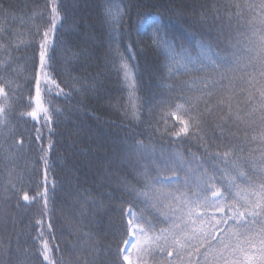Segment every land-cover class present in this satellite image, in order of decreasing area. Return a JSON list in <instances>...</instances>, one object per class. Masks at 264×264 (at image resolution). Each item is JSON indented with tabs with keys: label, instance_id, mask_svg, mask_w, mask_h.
<instances>
[{
	"label": "trees",
	"instance_id": "trees-1",
	"mask_svg": "<svg viewBox=\"0 0 264 264\" xmlns=\"http://www.w3.org/2000/svg\"><path fill=\"white\" fill-rule=\"evenodd\" d=\"M261 2L111 0L109 7L112 15L105 21L99 8L105 0H61L65 21L63 14L56 16V31L52 29L51 9L59 0H0V66L7 59L3 55L7 48L19 61L14 64L10 77L12 88L14 91L23 89V104L30 105L20 107L15 114L17 121H27L19 126V131L15 124L10 130L0 125V264H8L9 259L13 264H27L24 255L31 259L45 241L52 250L49 254L53 261L62 256L67 260L69 257L65 255V249L77 243L79 235L85 237L79 241L81 246H90L86 235L90 230L93 237L91 243L96 245L97 255L106 264H111L117 247L126 246L120 242L116 232L121 220L119 201H128L123 205L125 213L129 210L134 214L144 211L149 219L152 218L149 213L155 214V210L142 198L130 195L133 188L137 192L143 191V172L149 166L152 154L125 159L115 156L119 149L122 150L121 141L126 131L130 130L131 115L125 118V112L131 114L133 105L136 106L135 111L146 121L139 129L144 135L137 138L155 148L154 155L159 156L161 146L167 149L168 141L176 139L170 135V130H180L181 125L174 117L188 119L184 114L187 106H161L158 100L160 93L167 92L169 86L178 88L181 83L191 84L197 78L195 73H187L185 66L188 69L199 68L207 55H227L232 59L230 67L235 69L228 75L235 77L233 83L238 86L237 94L246 95L240 91L241 78L247 81L255 75L258 79V51L261 33L264 32L258 7ZM237 5L242 6L239 13ZM248 5L257 7L250 8ZM125 6H130L128 11ZM184 7L195 9L197 15L210 9L207 24L203 28L198 25L190 27L192 15L184 13L181 16L174 11ZM157 29L161 34L167 33L173 46L171 50L156 46ZM45 31L49 32L48 46L54 47V59L55 45H63V51L58 50L57 53L62 75L51 71L47 61L43 69L38 67L39 45L43 43ZM33 48L36 49V71L39 73L41 92V110L35 121L27 115L36 103L35 72L31 62ZM81 53L84 55L81 56ZM169 70L175 74L174 80L169 79ZM215 78L219 80L220 76L216 74ZM73 79L80 80L93 91L86 95L73 94L70 98L57 95V84L66 94L79 91L80 83L71 88L67 86ZM29 81L31 87H28ZM227 83L225 80L224 85L227 86ZM139 86L141 91L137 90ZM96 88H99V93L94 90ZM13 98L19 102V97ZM8 104L10 101L0 95V107ZM54 109L65 112L60 121L53 116ZM68 114H71V124H80L81 127H69ZM45 115L52 119L46 121ZM36 129L40 130V139H37ZM246 129L247 125H242L237 132L244 149L240 159L258 182L264 170V164L260 163L264 158L258 139L260 132ZM154 130L156 135L150 140ZM233 131H237L235 126ZM162 134L167 137L163 142L159 140ZM191 144L190 151L196 153L199 161V145L195 139ZM171 147L181 154L189 150L187 146L177 144ZM45 154L49 161L47 169L43 159ZM105 174L108 180L103 179ZM116 176L121 177L120 184L115 183ZM10 179L20 194L27 192L30 199L26 210L16 208L13 201L8 215L10 210L4 203L3 192ZM124 182H127L128 188L122 186ZM89 192L92 197L81 199ZM93 197L101 207H90ZM127 218L125 215L124 219ZM5 220L8 222L5 223ZM88 220L92 224L85 226ZM146 259L151 264L150 258Z\"/></svg>",
	"mask_w": 264,
	"mask_h": 264
},
{
	"label": "snow or ice",
	"instance_id": "snow-or-ice-1",
	"mask_svg": "<svg viewBox=\"0 0 264 264\" xmlns=\"http://www.w3.org/2000/svg\"><path fill=\"white\" fill-rule=\"evenodd\" d=\"M110 4L111 0H105V3L99 5L101 16L105 21L112 15ZM60 5L61 0L51 9L52 29L56 31L58 29L56 16L63 14V21H65V14ZM129 7L125 6V10L128 11ZM201 7L204 6L201 5ZM248 7L255 8L257 5H248ZM258 7L262 23H264V0ZM241 8L240 5L236 6L237 13L241 11ZM174 11L179 12L181 16L184 13H190L192 15L190 27L198 25L201 28L207 24L211 14L209 9L197 15L195 9L190 10L187 7L174 9ZM48 35V31L43 33L44 40L39 45L38 67L43 69L47 61V67L51 71L62 75L57 53L58 50L63 51V45H55L54 59L52 55L54 47L48 46ZM155 44L163 50H171L173 47L167 38V33L161 34L159 29H157ZM3 55L7 59L0 66V95H3L6 101H10V104L0 107V125L10 130L15 124L19 131V126L26 124L27 121H17L15 114L20 111V107L30 105L23 104V89L14 91L10 82L13 66L19 61L15 55L9 53L7 48L4 49ZM213 56L216 58L213 59ZM36 60V49L33 48L31 62L35 72L36 103L27 115L34 121L41 110L40 80L39 73L36 71ZM231 62L232 59L227 55L216 53L207 55L206 60L200 62L201 67L188 69L185 66L187 73L190 75L195 73L197 77L191 81V84L184 82L178 88L169 86L167 92L160 93L158 100L161 106L164 104L170 107L187 106L184 114L188 116V119L174 117L181 125L180 130L179 132L170 130V135L175 136L176 139L168 141L167 149L161 146L159 156L154 155L155 148H150L142 139L137 138L144 135L139 129L143 128L146 121L137 114L136 106L133 105L131 114L125 112V118L131 115L130 130L126 131L121 141L122 150L119 149L115 156L125 159L135 155L143 158L152 154L151 160L148 161L149 166L143 172V182L137 181L141 183L143 191L137 192L133 188L130 195L134 194L142 198L146 205H150L155 210V214L149 213L148 215L152 217L149 219L144 211L134 214L129 210L125 213L123 205L128 201H119L121 220L116 227V232L118 239L126 247H117L111 264H121V261L122 264H132L129 249L137 248L142 254L138 257V264H149V259L146 257L150 258L151 264H264V170L258 182L255 181L253 173L246 170V163L240 159L244 149L241 148L240 140L237 138V132L242 125H247V131H259L258 139L261 151L264 153V32L261 33L258 51V79L255 75L247 81L241 78L240 91L246 95L237 94L238 86L233 83L235 77L230 78L228 75L230 72H235V69L230 67ZM253 67L255 68L256 65ZM201 73L205 75L201 76ZM216 74L220 76L219 80L215 78ZM169 79H175V74L171 70H169ZM225 80L228 81L227 86L224 85ZM76 83L81 84V89L73 90L72 94L64 93L57 84L56 87L59 89L57 95L63 94L66 98H70L73 94L86 95L93 91L92 88L85 87L78 79H73L67 86L71 88ZM28 87H31V81ZM94 90L99 93V88ZM137 90L141 91V86ZM13 97H19V102ZM178 101L179 105H177ZM109 103L111 106V102ZM44 111L47 112V110ZM20 115L23 116L24 113ZM53 116L60 121V118L65 116V112L54 109ZM44 118L46 121L52 119L48 115ZM68 120L69 127H81L80 124H71V114H68ZM59 125L58 123L57 128ZM233 126L236 132L233 131ZM36 131L37 139H40V130L36 129ZM49 131L51 132L52 129ZM20 134L24 135L23 132ZM155 135L154 130L149 139H153ZM166 138L162 134L159 140L163 142ZM193 139L199 145L197 148V152H200L199 161H197L196 153L190 151ZM173 144L187 146L189 150L181 154L171 147ZM49 147L51 148L52 145L50 144ZM22 150L21 143L20 151ZM41 151L44 150L41 149ZM43 159L47 169L49 161L46 154ZM109 163L114 164V161ZM260 163L264 164V158ZM169 173L172 174L169 175ZM103 179L108 180L107 174L103 176ZM115 183H121L120 176L115 177ZM122 186L129 187L127 182H124ZM3 196L4 203L10 210L8 215L11 213L13 201H15V207L20 210H26L29 207L28 193L23 192L21 195L11 179L4 187ZM87 197H92V193H87L86 197L81 199L86 200ZM93 206L99 208L102 205L98 204L93 197L90 207ZM125 215L128 217L127 220L124 219ZM7 222L5 220V223ZM91 224L92 221L88 220L85 226ZM86 235L90 246L86 244L82 247L79 241L84 240L85 237L79 235L78 242L71 248L65 249V255L69 257L67 260L62 256L53 261L49 254L52 250L47 241L31 259L25 254L24 260H27V264H33V261L35 264H106V261L97 255L96 245L91 243L93 240L91 230ZM8 255L11 257L12 253L9 252ZM8 264H13L11 259Z\"/></svg>",
	"mask_w": 264,
	"mask_h": 264
},
{
	"label": "rangeland",
	"instance_id": "rangeland-1",
	"mask_svg": "<svg viewBox=\"0 0 264 264\" xmlns=\"http://www.w3.org/2000/svg\"><path fill=\"white\" fill-rule=\"evenodd\" d=\"M129 252L131 253L132 264H138V257L140 254L139 249H129Z\"/></svg>",
	"mask_w": 264,
	"mask_h": 264
}]
</instances>
